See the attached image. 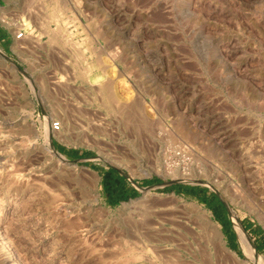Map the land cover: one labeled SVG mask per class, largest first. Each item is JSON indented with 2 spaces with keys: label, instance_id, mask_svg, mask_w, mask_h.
<instances>
[{
  "label": "rangeland",
  "instance_id": "374dc122",
  "mask_svg": "<svg viewBox=\"0 0 264 264\" xmlns=\"http://www.w3.org/2000/svg\"><path fill=\"white\" fill-rule=\"evenodd\" d=\"M176 185L264 259V0H0V264H257Z\"/></svg>",
  "mask_w": 264,
  "mask_h": 264
},
{
  "label": "trees",
  "instance_id": "16d2710c",
  "mask_svg": "<svg viewBox=\"0 0 264 264\" xmlns=\"http://www.w3.org/2000/svg\"><path fill=\"white\" fill-rule=\"evenodd\" d=\"M72 155L79 156L78 151H74ZM103 186L107 195L108 201L111 205H117L120 202L128 201L132 197L138 196L140 191L130 184L128 179L121 174L120 170L116 167H109L108 170H102ZM148 184V182H147ZM175 189L179 192L186 191L188 194L199 197L206 202L215 213L217 219L225 226H230L228 211L222 200L215 193H208L209 190L202 186L192 185H176ZM209 194V196H207ZM234 241V235L231 237ZM231 245L236 248V244L231 242Z\"/></svg>",
  "mask_w": 264,
  "mask_h": 264
},
{
  "label": "bare ground",
  "instance_id": "6f19581e",
  "mask_svg": "<svg viewBox=\"0 0 264 264\" xmlns=\"http://www.w3.org/2000/svg\"><path fill=\"white\" fill-rule=\"evenodd\" d=\"M110 85V84H109ZM130 102V101H129ZM127 103V102H126ZM147 118V117H146ZM149 127V126H148ZM165 130V129H164ZM150 131V130H149ZM47 146L49 148V150L54 149L53 147V143H52V138L49 134H47ZM185 149V148H184ZM54 153L56 155H58L60 157V159L62 161L67 160L63 155H61L56 149L54 150ZM188 178V177H185ZM207 184L212 185V182L208 181L206 182ZM146 191V190H145ZM226 203L228 204V202L226 201ZM230 207V206H229ZM230 211L232 213V220L234 222V225L237 229L238 232V236L240 239V242L242 244V247L246 253V255L249 257V259H251L252 261H254L257 264H264V259L263 257L259 254V252L256 249V246L254 244V242L251 240L250 236L247 234L246 230L243 227V224L241 222V220L235 215L233 209L230 207ZM207 215V214H206ZM209 217V216H208ZM210 223L212 220H209ZM213 223V221H212ZM213 226L218 229L219 225H216L215 223H213Z\"/></svg>",
  "mask_w": 264,
  "mask_h": 264
},
{
  "label": "built area",
  "instance_id": "2783aa9c",
  "mask_svg": "<svg viewBox=\"0 0 264 264\" xmlns=\"http://www.w3.org/2000/svg\"><path fill=\"white\" fill-rule=\"evenodd\" d=\"M16 34L17 39H23L25 37V31L23 29L18 30ZM51 129L54 132H58L62 129V123L59 120L52 121L51 123Z\"/></svg>",
  "mask_w": 264,
  "mask_h": 264
},
{
  "label": "water",
  "instance_id": "95a60500",
  "mask_svg": "<svg viewBox=\"0 0 264 264\" xmlns=\"http://www.w3.org/2000/svg\"><path fill=\"white\" fill-rule=\"evenodd\" d=\"M78 161H81L80 159L78 160ZM114 167V166H113ZM117 168V167H116ZM118 169V168H117ZM121 172V171H120ZM137 189H139L140 190V186H137L136 187ZM142 189V188H141ZM217 193V195H218V197L222 200V202L224 203V205L226 206V208L228 209V211L230 212V207H229V205L226 203V201L220 196V194L218 193V192H216Z\"/></svg>",
  "mask_w": 264,
  "mask_h": 264
}]
</instances>
